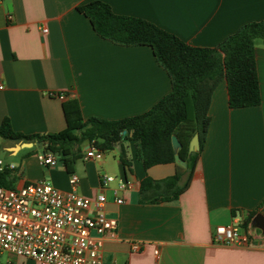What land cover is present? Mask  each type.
Wrapping results in <instances>:
<instances>
[{
	"label": "crops",
	"instance_id": "1",
	"mask_svg": "<svg viewBox=\"0 0 264 264\" xmlns=\"http://www.w3.org/2000/svg\"><path fill=\"white\" fill-rule=\"evenodd\" d=\"M90 1L0 0L4 85L0 123L7 117L13 129L24 134L57 133L67 127L65 104L78 102L84 119L117 120L150 110L171 92V77L149 46L121 45L94 31L77 9ZM102 1L117 14L149 20L196 47H216L243 25L264 20V0ZM255 56L261 103L231 108L227 83H220L212 96L204 149L189 187L178 199L141 200L140 183L147 175L160 180L174 175L177 165L157 164L145 170L135 157L133 141L123 143L130 168L118 160L115 180L106 187L101 186L105 152L86 160L89 143L82 145V157L71 172L61 160L44 166L39 160L43 148L31 147L34 153L25 155L19 165L4 162V187L20 188L46 179L67 191L75 173L78 193L90 198L104 193L106 212L118 220L117 228L105 238L104 264H264V232L256 221L264 202V44L260 41ZM3 148L12 156L21 149L18 144ZM121 180L125 189L120 188ZM185 180L186 175L181 183ZM116 195L123 198L122 204L116 203ZM246 220L241 231L249 235V245L214 241L217 226Z\"/></svg>",
	"mask_w": 264,
	"mask_h": 264
},
{
	"label": "trees",
	"instance_id": "2",
	"mask_svg": "<svg viewBox=\"0 0 264 264\" xmlns=\"http://www.w3.org/2000/svg\"><path fill=\"white\" fill-rule=\"evenodd\" d=\"M77 9L90 20L100 37L126 46H149L171 77V92L150 110L117 120L84 119L78 102L65 104L67 127L51 134L18 132L6 117L0 123V137L14 142H41L43 152L59 155L69 172L82 157V145L92 141L102 152L119 145V161L129 169L131 163L123 143L133 141L135 157L142 161L145 170L157 164L177 165L176 173L166 178L155 180L147 175L140 183L141 200L155 203L178 199L189 187L204 149L211 122L212 96L220 83H227L231 108L261 103L255 49L258 41L264 44V20L243 25L218 46L209 48L191 46L144 18L117 14L102 0H92ZM195 134L199 135L200 150L190 152V141ZM173 135L183 145L179 155L185 165L175 160ZM184 175L186 180L181 183ZM6 176V170L0 171V186H6ZM260 211L264 212V202ZM247 223V220L243 222V227Z\"/></svg>",
	"mask_w": 264,
	"mask_h": 264
},
{
	"label": "built area",
	"instance_id": "3",
	"mask_svg": "<svg viewBox=\"0 0 264 264\" xmlns=\"http://www.w3.org/2000/svg\"><path fill=\"white\" fill-rule=\"evenodd\" d=\"M3 88L0 82V89ZM100 156L101 151L92 141L84 158ZM39 160L44 166L52 167L59 163L60 156L40 152ZM5 168L0 158V171ZM114 180V176L103 175L101 186L106 187ZM69 182L71 189L67 191L46 179L29 182L20 188L0 186V255L27 258L37 264H104L105 238L117 228L118 220L106 212L104 193L95 198L78 193L79 177L75 173H71ZM126 187V182L121 180L120 188ZM115 201L117 204L124 202L117 195ZM241 227L240 222L217 226L214 241L249 245V235L242 232ZM132 248L138 251L140 247L134 244Z\"/></svg>",
	"mask_w": 264,
	"mask_h": 264
},
{
	"label": "rangeland",
	"instance_id": "4",
	"mask_svg": "<svg viewBox=\"0 0 264 264\" xmlns=\"http://www.w3.org/2000/svg\"><path fill=\"white\" fill-rule=\"evenodd\" d=\"M20 142L14 143L13 141L0 137V158L6 163H10L11 161H13L15 165H19L21 159L25 155L27 154L31 155L34 153L35 148L31 149V147H23L20 149L18 155L12 156L10 155L9 151L3 148L6 145H14V144L20 145ZM81 150L82 152H84V147H81ZM119 154H120L119 146H115L113 149L105 151V170H104L105 173L104 175H111V176L116 177L115 175L117 174H115V171L113 169L116 168L118 165ZM100 170L103 171V168L101 167ZM21 261L22 259H18V260L11 259L9 255L6 253H3L2 255H0V264H12V263L22 264Z\"/></svg>",
	"mask_w": 264,
	"mask_h": 264
},
{
	"label": "water",
	"instance_id": "5",
	"mask_svg": "<svg viewBox=\"0 0 264 264\" xmlns=\"http://www.w3.org/2000/svg\"><path fill=\"white\" fill-rule=\"evenodd\" d=\"M36 146L38 149H42L44 146L41 142H28V141H21L19 147H33ZM172 146L175 152V160L180 165H185L184 161L180 158L179 150L183 147L182 143L178 139L177 136H172ZM190 152L199 151L200 150V141H199V135L195 134L193 138L190 141L189 145ZM256 221L259 225V227L264 232V212H260L256 216Z\"/></svg>",
	"mask_w": 264,
	"mask_h": 264
}]
</instances>
